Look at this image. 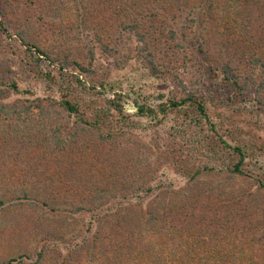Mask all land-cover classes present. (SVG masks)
<instances>
[{
  "label": "trees",
  "instance_id": "1",
  "mask_svg": "<svg viewBox=\"0 0 264 264\" xmlns=\"http://www.w3.org/2000/svg\"><path fill=\"white\" fill-rule=\"evenodd\" d=\"M48 1L59 15L70 13L69 30H80L79 39L88 40V60L56 57L25 32L13 33L6 22L8 6L0 0V27L16 48L12 63H0V118L36 137L41 158L53 156L48 175L38 172L45 189L22 188L17 199L55 221L63 218L64 230L45 231L36 250L8 262L28 258L43 264L53 251L56 264H264L257 260L256 240L240 247L228 236L241 229L256 233L248 206L257 202L251 187L264 192V0ZM196 27L230 34L226 56L207 52V39L199 40L203 34L191 38L179 31ZM92 30H115L117 46L104 44ZM99 57L106 62L114 57L123 69L133 62L166 81L175 77L168 70L171 61L192 62L198 71L214 72V81L201 89L195 81L180 80L181 94L157 90L156 105L149 103L153 94L133 85L136 97L130 99L137 111L128 114L123 84L110 74L97 77ZM177 133L187 137L182 145L196 144L204 158L196 154L198 162L191 165L188 156L179 157L154 139ZM106 145L112 147L108 156L98 155ZM83 148L95 155L84 161ZM98 162L102 169L94 173ZM190 166L193 174L179 186L171 170ZM210 172L243 180L246 188L214 199L212 191L192 187ZM5 203L1 199L0 207ZM109 237L116 241L113 249ZM262 249L264 256V242Z\"/></svg>",
  "mask_w": 264,
  "mask_h": 264
},
{
  "label": "rangeland",
  "instance_id": "2",
  "mask_svg": "<svg viewBox=\"0 0 264 264\" xmlns=\"http://www.w3.org/2000/svg\"><path fill=\"white\" fill-rule=\"evenodd\" d=\"M8 6L6 22L7 25H11V31L15 34L22 31L25 32L28 39L39 45L42 49L47 50L50 54L54 56L64 57L68 55L70 58H81L82 60L86 58L88 54V40L79 39L80 30H69L70 25L72 24L70 20V13L63 11L64 15H59V11H55V8L49 3L48 0H33L34 4L30 1L25 4L23 0H3ZM184 22V20H183ZM26 29V30H21ZM179 30L180 32L187 33L191 38L203 34L204 37H201L199 40L203 41L207 39L208 46H205L207 52L217 53L218 56L225 55L227 52V42L231 38V35L225 33V30ZM96 31L102 35L104 44L117 46L114 42L113 37L117 34L115 30H92L91 34H95ZM225 33V34H224ZM203 38V39H202ZM195 43H200L197 38L194 39ZM237 40H240L238 38ZM9 39L5 36V33L0 27V63L1 66L8 65L12 63L16 56L13 55L12 50L16 48L12 45H8ZM239 42V41H238ZM4 44L5 47H2ZM99 47V43H91ZM122 47V44H120ZM229 49V48H228ZM99 50V49H98ZM98 56L102 54L101 49L99 50ZM230 53V51H229ZM101 56V55H100ZM106 58V56H105ZM168 58V56H167ZM115 58H110V61H104L99 57L96 61V66L99 68L98 78H102L105 75L110 74L114 80H119L118 83H122L124 88L122 89L123 94L129 93L128 97H125L124 108L126 113L135 114L137 111V105L133 102V99L136 97L135 94L131 93L132 86L144 87L147 89L148 93L153 94L149 103L156 105L161 102L158 93H155L157 90L161 92H170L178 91L181 94L182 86L180 80L189 85L192 81L196 82V87L201 89H207V85L212 84L214 81V72L209 69H204L198 71V65H194L192 62H188L187 65L182 63H175L171 61L168 65V70L173 72L174 79H165L154 78L149 75V72L146 68L141 65L133 66L134 63L131 62L128 68H118L115 64ZM85 61V62H86ZM140 64V63H137ZM218 63H214L212 66H217ZM127 65V64H126ZM17 69V66H14ZM170 80V81H168ZM120 83V84H121ZM119 90L120 87H117ZM121 89V88H120ZM231 95H234V91L228 90ZM113 90L107 92V97H112L114 94ZM9 121H6L4 118H0V200H5V206L0 207V264H10L9 259L17 258L19 259L21 255H29L31 251L36 250L38 245V240L41 235L47 231L50 232V229H57V232L64 230L63 228V218L50 217L43 213L42 208H37L33 204L29 203L28 200H18L17 196L20 195L17 191H20L22 188L33 189L37 187L39 189H45L44 176L38 172H42L51 168L53 161V156L48 154L44 158H41L38 149L34 141L36 137L28 136L27 131H20V129H12L8 124ZM198 130V129H197ZM10 132V133H9ZM200 132V129L199 131ZM197 132V133H198ZM196 133V132H195ZM33 136H35L33 134ZM180 136V137H179ZM195 135L189 136L193 140ZM187 137L174 134L169 138H163L161 135H154V139H157V144H166L176 150L177 155L180 157L182 153L185 156H188L191 160V165L198 162V159L195 157L197 154L198 157H202V152L196 150V144L194 147H187L181 144V141H184ZM111 146H101V152L98 155H104L107 157V153L110 152ZM193 154L189 155V152ZM200 154H199V153ZM85 157V160H88V157L95 155L92 148H83L81 153ZM121 155V153L115 154ZM40 157V158H39ZM125 158V157H124ZM184 158V157H183ZM204 158V157H202ZM116 157L114 156V160ZM33 166L39 167L33 169ZM195 167V166H193ZM192 166L185 171L183 167H178L177 171L171 170V175L175 176L178 185H186V181L189 180L193 173H189V170H193ZM32 168V169H31ZM101 167V163L98 162L97 166L94 167L93 172H97ZM194 171V170H193ZM48 175V172L46 173ZM247 187H250V182L246 181ZM193 188H196L197 191H212L211 195L215 199L220 192H226L224 196L231 194L233 190H238L243 193L242 190L246 188L243 185V180H230L228 176L218 174L217 172H210L206 175H201L196 179L192 184ZM253 189V198L257 200L255 203H249V210L253 213L252 221L256 225V233L245 234L242 229L241 232H233L229 237L233 238L238 242L237 246L241 247V243L247 241L252 243L256 240V252H258L257 260L262 262L264 256L262 255V241L258 243L259 238L264 236V192ZM207 194V193H206ZM208 195V194H207ZM203 198H206L203 195ZM108 238L107 245L109 248L113 249L116 246V241H112ZM153 237L151 236L150 239ZM239 248V247H238ZM129 249V247L125 248ZM129 252V251H127ZM57 254L51 251L48 253V256L43 264H56ZM17 260H14L16 263ZM33 262L32 259H25L24 263L21 264H30ZM79 263L76 264H82Z\"/></svg>",
  "mask_w": 264,
  "mask_h": 264
}]
</instances>
